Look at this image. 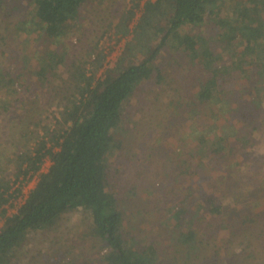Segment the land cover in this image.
Here are the masks:
<instances>
[{"label":"trees","instance_id":"obj_1","mask_svg":"<svg viewBox=\"0 0 264 264\" xmlns=\"http://www.w3.org/2000/svg\"><path fill=\"white\" fill-rule=\"evenodd\" d=\"M17 1L26 2L19 6L20 18L7 20L9 36H0L24 56L30 45L24 32L31 28L41 36H35L27 71L0 60V131L19 132V140L12 138L17 148L7 155L12 176L0 175V264H10L32 232L52 228L65 213L80 209L88 210L89 232L103 249L94 262L159 264L160 242L127 228L108 158L125 147L121 123L129 95L153 82L147 89L162 92L153 99L150 114H156L171 86L165 76L174 79L173 70L183 62L188 65L186 84L175 86L183 98L166 93L165 118H170L164 134H177L178 142L169 157L186 176L181 188L168 191L178 198L177 205L158 208L164 215L172 213L165 221L172 226L169 243L184 253L195 241L201 256L204 250L218 253L215 238L223 234L241 238L242 244L226 246L228 253L216 254L214 264H264V160L253 153L258 140L264 143V125L258 124L260 116L264 121V0H132L113 19L116 32L132 37L99 77L106 54L98 41L87 46L83 65L79 59L70 62L64 42L75 31H85L84 19L90 17L85 10L94 0ZM160 57L167 58L166 64ZM88 61L95 64L91 73ZM63 66L70 72L64 83L58 82ZM58 95L63 99L56 102ZM54 103L62 104L58 115H44ZM20 108L25 111L16 114ZM209 132L216 136L213 144ZM47 157L51 164L41 172ZM223 170L229 184L220 188L226 196L203 181L206 172ZM36 173L35 186L17 211L7 214L3 205ZM236 180L250 182L246 187L261 199L260 209L238 205L245 196L232 190ZM228 196L238 206H231ZM192 197L196 206L187 204ZM193 255L187 252L180 264H191Z\"/></svg>","mask_w":264,"mask_h":264},{"label":"rangeland","instance_id":"obj_2","mask_svg":"<svg viewBox=\"0 0 264 264\" xmlns=\"http://www.w3.org/2000/svg\"><path fill=\"white\" fill-rule=\"evenodd\" d=\"M144 1L141 0V4ZM0 3V34L9 36L11 24L7 20L19 19V6L20 4H26V2L0 0ZM131 4L132 0H94L89 4L85 10V13L90 16L88 19H84L85 31L80 33L77 30L64 39L70 62L73 59H79V62L83 65L81 58L86 56L87 46L94 45V41H98V48L103 50L106 56L103 60V66L97 70V76L99 77L102 74L107 65L114 64L123 50L126 40L132 37V33L121 36L120 33L115 31L113 19L116 15L119 16L121 14V10L127 9ZM140 14L141 11H138L135 19ZM39 33L40 31H33L31 28L24 32L28 43H30L28 47L29 54L34 49L33 47L37 45L35 39L37 37L35 36H41V33ZM41 44L39 43V45ZM241 46L239 49L242 48ZM12 48L14 49L15 47ZM12 48L7 45V40L0 36V60H3L8 67H17L20 70L27 71L31 56L29 54L25 56L19 55L16 52L17 48L14 50ZM89 57L92 60V57ZM160 59L166 64V57H160ZM85 66L88 73H91L95 68V64L89 61ZM66 67H62V76L58 82L62 81L64 83L63 78H67L70 75L69 68ZM194 67L197 68V66ZM187 68L188 65L183 62L178 71L173 70L172 74L176 76L174 79L170 80L167 75L165 76L164 80H169L171 86L163 95L164 98H161L162 104L156 114L155 112L150 114V110L154 107L153 99L161 96L162 92L147 89L155 86L153 82L137 88L133 94L129 95L123 109V121L121 123L123 127L121 138L124 139L125 147L122 153L118 149L113 151L108 158V165L112 173L111 182L117 188L121 207L125 212L127 228L137 236H142V239H153L155 237L160 242L162 254L159 264H180V257H183L187 252L190 253V256L191 253H194V257L190 261L191 264H214L215 257L217 260V256L221 258L228 253L226 246L242 244L241 238H229L221 234L215 238V242L220 246L218 253L215 250H204V253L199 256L201 252H195L197 249L195 241L187 245L188 250L184 251L185 249H182L184 254L183 252L180 253L181 250L175 244L169 243L168 240L172 237V226L165 221L170 219L172 213L164 215L160 209L164 210L165 207L174 208L177 205L178 198H171L168 191L170 187L181 188L186 176L177 169L174 161L169 157L171 156L172 146H176L178 142L177 134H164L165 124L170 118V116L167 119L165 118L166 108L170 103L169 96L166 93L171 95L175 93L178 97L183 98V94H180V89H176L175 86L183 87L186 84ZM62 99L61 95H58L54 101L59 102ZM60 108H62V104L54 103L44 115L49 117H52L53 114L58 115V109ZM23 111L25 109L20 108L16 111V114H20ZM48 122H50L49 119ZM186 123V129L188 130L191 122L186 121ZM258 124L264 125L261 116ZM132 126L137 130L138 134L136 136L134 135L135 130L133 132L129 129H127L128 132L126 130V128ZM189 130L191 131L192 128ZM189 130L188 132H190ZM142 131H146L147 135ZM9 132L11 134H8ZM213 133H208L211 144L215 143L216 136ZM1 136L5 137V140H2ZM259 136L260 133L258 132V136L254 139H259ZM12 138L19 140V132H13L8 129V131L1 134L0 131V175H11L12 166L7 161V155L10 151L16 149L19 144L15 145V142L13 144ZM253 153L260 155V161L264 160L263 141L258 140ZM50 164L51 159L47 157L42 163L40 171H47ZM237 165L238 162L234 161L233 167L238 169ZM116 167L120 171H115ZM245 168L246 166H244ZM224 171L221 173L206 172L203 181H205L207 186L214 188L217 193L226 196L223 194V189L220 188L222 183L228 182L229 184L228 179L224 177ZM237 173L240 174V172ZM37 178L38 173L34 174L28 181H24L22 192L3 205V207L7 208V214L17 211L18 206L24 201L30 189L35 186ZM231 182L233 183L232 190L240 191L245 196L238 205L246 204L257 209L262 207L263 203L260 198H257V193L250 187H246L249 181L236 180ZM251 197L256 199L246 203ZM227 198L230 199L228 203L231 206H238L230 196ZM196 200L195 197L189 199L187 201L188 206H196ZM90 221L87 209L65 213L61 220L52 228L32 232L26 243L14 251L10 264H88L91 260H93L94 264H97L93 258L99 255L103 249L101 250V242L89 232ZM2 224L3 218L0 214V227Z\"/></svg>","mask_w":264,"mask_h":264}]
</instances>
